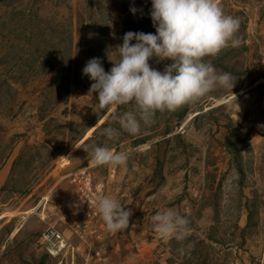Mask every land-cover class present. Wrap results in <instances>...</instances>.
I'll return each mask as SVG.
<instances>
[{
    "label": "rangeland",
    "instance_id": "374dc122",
    "mask_svg": "<svg viewBox=\"0 0 264 264\" xmlns=\"http://www.w3.org/2000/svg\"><path fill=\"white\" fill-rule=\"evenodd\" d=\"M220 3L241 44L204 59L234 87L132 135L113 114L135 106L101 110L82 69L99 57L109 71L126 32L155 33L151 0H0V264H264V0ZM93 145L127 152L126 167H94ZM86 167L132 210L126 230L107 231L77 193ZM169 209L191 221L184 241L155 230ZM50 226L67 243L56 255L40 242Z\"/></svg>",
    "mask_w": 264,
    "mask_h": 264
},
{
    "label": "clouds",
    "instance_id": "9594fccd",
    "mask_svg": "<svg viewBox=\"0 0 264 264\" xmlns=\"http://www.w3.org/2000/svg\"><path fill=\"white\" fill-rule=\"evenodd\" d=\"M130 11L135 14L138 9L133 6ZM150 17L155 33L126 32L118 45L120 59L113 61L109 71L99 57L89 59L82 69L93 81L89 92L97 94L101 110L113 105L135 106V110L113 114L121 128L132 135L154 123L157 111H175L218 87L232 90L236 81L231 73L218 72L204 59L241 44L236 35L241 21L225 14L220 0H151ZM153 57L171 63L161 72L150 66ZM101 134L109 140L119 139V132L111 126ZM91 151L94 167H126L129 158L127 152H113L107 146L93 145ZM94 200L107 231L129 227L132 210L126 204L102 194ZM152 221L161 237L184 241L191 234L189 217L175 210L158 212Z\"/></svg>",
    "mask_w": 264,
    "mask_h": 264
},
{
    "label": "built area",
    "instance_id": "2783aa9c",
    "mask_svg": "<svg viewBox=\"0 0 264 264\" xmlns=\"http://www.w3.org/2000/svg\"><path fill=\"white\" fill-rule=\"evenodd\" d=\"M73 184L75 185L76 191L84 202L90 204L93 208L96 207L94 197L98 194H103L102 186L100 184L94 185L91 172L88 167L81 169L73 173ZM95 210V209H93ZM96 213V211H95ZM46 230L49 232H44L40 237V242L47 245V248L51 254H58L67 243L60 241V235L57 234L59 238L54 240L56 235L55 229L53 227H48Z\"/></svg>",
    "mask_w": 264,
    "mask_h": 264
}]
</instances>
